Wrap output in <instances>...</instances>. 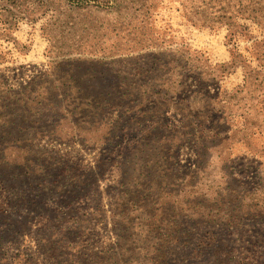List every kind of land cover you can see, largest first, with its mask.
Returning a JSON list of instances; mask_svg holds the SVG:
<instances>
[{
	"label": "trees",
	"instance_id": "16d2710c",
	"mask_svg": "<svg viewBox=\"0 0 264 264\" xmlns=\"http://www.w3.org/2000/svg\"><path fill=\"white\" fill-rule=\"evenodd\" d=\"M154 1L60 0L49 68L19 88L0 73V264H264V150L254 178L227 156L264 137V0H186L188 22L227 32L216 65L152 32ZM108 33L115 57L97 50ZM238 69L234 92H212ZM45 140L99 150L96 165ZM246 226L255 262L235 254ZM26 237L34 254L8 250Z\"/></svg>",
	"mask_w": 264,
	"mask_h": 264
},
{
	"label": "rangeland",
	"instance_id": "374dc122",
	"mask_svg": "<svg viewBox=\"0 0 264 264\" xmlns=\"http://www.w3.org/2000/svg\"><path fill=\"white\" fill-rule=\"evenodd\" d=\"M60 0H0V73L3 74L15 88L27 84L34 76L49 68L48 47H50V38L46 30V24L49 23L51 16L56 12ZM238 0H234L235 4ZM65 0H62V3ZM154 16L152 17V32L160 35L163 40L176 48H191L202 53L211 64L225 63L230 61L229 47L226 44L225 29H209L192 25L185 17L186 0H155ZM115 3H113L114 6ZM64 10V9H63ZM62 10V11H63ZM60 11V7L58 8ZM62 13V12H61ZM61 13L59 15H61ZM101 14L100 16H102ZM55 21V19H54ZM53 21V22H54ZM60 24L63 21L58 20ZM102 20H100V24ZM110 33V32H109ZM105 37L108 42L102 43L97 47L100 52L103 50L108 56H114L119 39L114 35ZM248 44L242 43L241 48L245 55ZM123 48V46H122ZM254 66L256 64H253ZM242 69H238L233 75L225 76L220 85L212 88V92L225 91L234 92L243 82ZM192 82V81H191ZM263 116L256 119V123H262ZM243 136V135H241ZM42 145L48 149L59 150L72 160L79 161L82 165L94 167L99 157V150L88 149L79 143L59 144L58 142L43 141ZM264 150V137H248L244 143L233 144L227 156L231 155V160L236 163L238 171L246 178H254L256 175L255 166L257 157H254L255 151ZM195 155L185 149L181 160L185 165H189L188 159ZM200 176L197 181L200 182ZM202 183V182H200ZM205 183H209L205 180ZM204 184V183H203ZM41 222H37L36 227H40ZM113 229V218L109 217L107 221L99 227V244L107 246L115 242ZM248 232L234 233L233 244L236 246L235 254L240 258L249 259L255 262L257 255H260V249L253 248L254 252L249 253L246 249L252 248L249 234L253 232L251 227H245ZM245 235V236H244ZM244 236V237H243ZM252 237V240L255 237ZM7 248V247H6ZM19 248L32 254L35 253V241L28 237L24 238L18 245H14L8 250L16 253ZM10 250V251H11ZM208 254L207 258L211 259ZM197 260L183 261V255L173 256L177 264H198L201 257ZM3 264V263H1Z\"/></svg>",
	"mask_w": 264,
	"mask_h": 264
}]
</instances>
